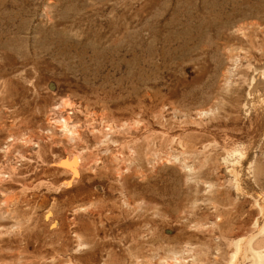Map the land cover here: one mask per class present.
I'll list each match as a JSON object with an SVG mask.
<instances>
[{
    "label": "rangeland",
    "instance_id": "obj_1",
    "mask_svg": "<svg viewBox=\"0 0 264 264\" xmlns=\"http://www.w3.org/2000/svg\"><path fill=\"white\" fill-rule=\"evenodd\" d=\"M262 71L264 0H0V264H264Z\"/></svg>",
    "mask_w": 264,
    "mask_h": 264
},
{
    "label": "bare ground",
    "instance_id": "obj_2",
    "mask_svg": "<svg viewBox=\"0 0 264 264\" xmlns=\"http://www.w3.org/2000/svg\"><path fill=\"white\" fill-rule=\"evenodd\" d=\"M249 94L251 96L256 95L257 98L264 97V71L255 73L252 77L251 84L249 86ZM249 102V101H248ZM63 125V124H62ZM69 126V125H68ZM64 128V126H63ZM62 128V129H63ZM71 129V127H69ZM68 128V129H69ZM65 131V129H64ZM79 160V159H78ZM77 157H73L69 161H65L62 164L67 166L74 176L78 175L79 162ZM260 228V227H259ZM255 241V240H254ZM244 252V251H243ZM242 252V253H243ZM248 252V251H247ZM243 262V261H242ZM252 262V261H251ZM251 264V263H250Z\"/></svg>",
    "mask_w": 264,
    "mask_h": 264
}]
</instances>
